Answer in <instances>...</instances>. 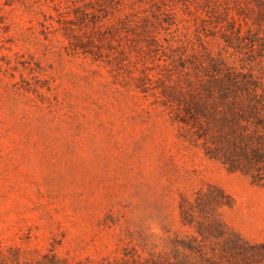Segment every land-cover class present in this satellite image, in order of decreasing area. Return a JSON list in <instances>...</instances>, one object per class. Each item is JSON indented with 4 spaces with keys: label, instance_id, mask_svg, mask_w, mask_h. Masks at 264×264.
<instances>
[{
    "label": "rangeland",
    "instance_id": "374dc122",
    "mask_svg": "<svg viewBox=\"0 0 264 264\" xmlns=\"http://www.w3.org/2000/svg\"><path fill=\"white\" fill-rule=\"evenodd\" d=\"M0 264H264V0H0Z\"/></svg>",
    "mask_w": 264,
    "mask_h": 264
}]
</instances>
